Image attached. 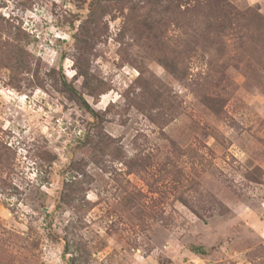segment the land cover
I'll use <instances>...</instances> for the list:
<instances>
[{
	"label": "rangeland",
	"instance_id": "374dc122",
	"mask_svg": "<svg viewBox=\"0 0 264 264\" xmlns=\"http://www.w3.org/2000/svg\"><path fill=\"white\" fill-rule=\"evenodd\" d=\"M69 261L264 264V0H0V264Z\"/></svg>",
	"mask_w": 264,
	"mask_h": 264
},
{
	"label": "trees",
	"instance_id": "16d2710c",
	"mask_svg": "<svg viewBox=\"0 0 264 264\" xmlns=\"http://www.w3.org/2000/svg\"><path fill=\"white\" fill-rule=\"evenodd\" d=\"M73 92H76L73 88L71 89ZM80 99L82 100V102L86 105V107L89 109L91 114H94L93 111L88 107V105L86 104V102L84 101V99L82 97H80ZM68 264H74L72 261H69Z\"/></svg>",
	"mask_w": 264,
	"mask_h": 264
}]
</instances>
